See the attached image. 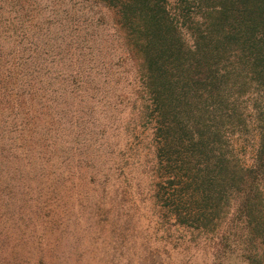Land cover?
<instances>
[{"label": "trees", "instance_id": "trees-1", "mask_svg": "<svg viewBox=\"0 0 264 264\" xmlns=\"http://www.w3.org/2000/svg\"><path fill=\"white\" fill-rule=\"evenodd\" d=\"M108 97L191 258L264 264V0H0V231L33 245L8 261L73 264L58 205L44 231V103Z\"/></svg>", "mask_w": 264, "mask_h": 264}, {"label": "rangeland", "instance_id": "rangeland-1", "mask_svg": "<svg viewBox=\"0 0 264 264\" xmlns=\"http://www.w3.org/2000/svg\"><path fill=\"white\" fill-rule=\"evenodd\" d=\"M93 12L97 17L104 13L97 8ZM112 35L109 28L108 36ZM127 114L124 105L117 106L109 97L88 103L62 98L54 105L44 103V231L54 204L58 205L54 227L66 233L62 247L71 250L66 257L71 253L73 264H154L161 259L169 264H204L201 255L191 258L194 250L175 240L183 230L157 204L143 153L127 147L132 141ZM49 172L54 180L47 179ZM30 196L13 191L16 215L20 206H28ZM28 234L19 225L0 231V264H11L8 259L21 251L30 259L27 251L33 245L26 243ZM73 236L80 240L74 247Z\"/></svg>", "mask_w": 264, "mask_h": 264}]
</instances>
